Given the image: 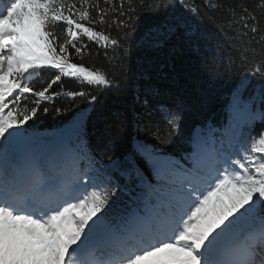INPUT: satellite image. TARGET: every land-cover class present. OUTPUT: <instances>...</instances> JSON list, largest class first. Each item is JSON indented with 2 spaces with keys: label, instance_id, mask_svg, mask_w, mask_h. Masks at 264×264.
Returning <instances> with one entry per match:
<instances>
[{
  "label": "snow or ice",
  "instance_id": "obj_1",
  "mask_svg": "<svg viewBox=\"0 0 264 264\" xmlns=\"http://www.w3.org/2000/svg\"><path fill=\"white\" fill-rule=\"evenodd\" d=\"M181 35L196 41L211 77L239 74L233 119L218 133H195L190 163L163 183L142 181L139 203L113 216L116 188L98 166L83 117L75 147L54 152L29 148L25 125L59 97L98 101L68 90L66 79L124 95L133 50L151 64ZM84 37L105 49L106 68L85 66L92 49ZM164 95L138 84L134 100L145 127L170 138L184 104ZM257 105L264 106V0H0V264H264V128L254 133L264 110Z\"/></svg>",
  "mask_w": 264,
  "mask_h": 264
},
{
  "label": "trees",
  "instance_id": "obj_2",
  "mask_svg": "<svg viewBox=\"0 0 264 264\" xmlns=\"http://www.w3.org/2000/svg\"><path fill=\"white\" fill-rule=\"evenodd\" d=\"M224 2L252 6L256 0ZM149 15L145 13L141 21ZM112 34H116L114 29ZM83 40L92 49L91 56L85 54V66L106 68L108 57L105 49L89 42L86 37ZM229 54L228 50L221 54L224 62ZM73 60L76 62L78 58L73 56ZM126 71L127 88L124 95L97 90L94 86L82 89L78 81L66 79L65 87L68 90H87L91 95H96L98 101L90 105L88 100L79 97L75 102L67 97H59L46 105L42 103V107H49V112H38L37 117L25 125L27 138L33 141V150L54 152L75 147L76 122L83 117V130L92 151L97 154L98 166H103L116 188L110 214L117 217L130 210L129 201L137 194V190L142 189L145 178L153 185L157 181L163 183L171 174L173 166L188 165L189 149L195 133L201 130L204 134L210 130L218 133L233 119L232 93L240 78L239 74L231 78L211 77L203 57L196 50V41L190 42L182 35L173 37L162 51L154 54L151 64L144 61L134 49ZM142 74L145 75L142 77ZM149 83L166 93L161 99L167 103L174 104L179 100L184 104L180 129L170 138H161L163 134L157 137L153 134L155 129L145 127L143 110L135 103L137 85ZM258 83L253 80L245 96ZM257 107L264 110V106ZM56 108L66 111L58 113ZM117 113L121 114L122 121L119 123L118 133L115 131L118 124L115 116ZM152 121L163 126V118L155 109ZM261 128H264V123L257 122L254 133ZM154 168L160 169L159 176Z\"/></svg>",
  "mask_w": 264,
  "mask_h": 264
}]
</instances>
